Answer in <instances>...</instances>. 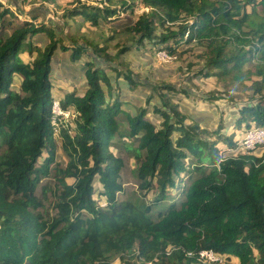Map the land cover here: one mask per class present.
Masks as SVG:
<instances>
[{"label":"trees","instance_id":"1","mask_svg":"<svg viewBox=\"0 0 264 264\" xmlns=\"http://www.w3.org/2000/svg\"><path fill=\"white\" fill-rule=\"evenodd\" d=\"M138 3L149 11L128 28L136 35V48L147 42L178 58L185 53L179 51L182 46L194 43L204 48V64L195 75L236 82L257 77L253 92L259 102L239 109L235 127L264 128V0H129L120 10ZM117 12L76 7L63 17L99 26ZM11 14L8 7L0 11V264H111L113 256L123 264H202V251L224 262L235 258L237 264H264V153L218 157V143L234 149L237 140L219 129L209 133L191 119L185 123L186 114L162 91L153 107L158 127L144 118L145 108L131 115L122 109L127 102L112 96L109 77L91 60L85 61L83 94L72 91L58 101L61 111L70 107L76 113L69 133L52 110L50 93L51 59L64 42L45 25L6 22ZM40 33L48 40L44 48L32 41ZM83 52L73 46L71 61L80 60ZM21 53L35 56L24 62ZM251 61L253 71L244 68ZM125 79L135 85L132 75ZM179 91L188 94L186 88ZM57 132L68 157L64 167L54 155ZM118 137L142 141L126 150L137 159L144 151L137 170L139 190L149 189L155 178L158 198L118 200L124 191L123 162L110 151V142ZM52 165L54 183L40 186ZM95 180L102 188V204L93 198ZM177 186L179 202L153 210L165 200L167 188ZM49 192L54 214L44 216L39 209Z\"/></svg>","mask_w":264,"mask_h":264},{"label":"rangeland","instance_id":"2","mask_svg":"<svg viewBox=\"0 0 264 264\" xmlns=\"http://www.w3.org/2000/svg\"><path fill=\"white\" fill-rule=\"evenodd\" d=\"M0 2L2 3L0 11L8 7L12 13L4 18L6 22L13 23L14 26H19L24 21H33L34 24L45 25L48 29H54L56 36L64 42L58 43L51 59L50 81L53 87L50 93L54 113H59L57 106L58 101L61 100L60 97H63L72 88L77 90L78 95H82L86 89L85 61L91 60L109 77L112 82V96L119 95L123 102H127L123 104L122 109L127 110L131 115H135L138 107L145 108L147 114L144 118L158 127L160 118L153 111V107L159 105L157 94L162 91L169 102L178 105V110L186 114L185 123L191 119L209 133L219 129L221 134L237 140L238 145L234 149L227 148L224 143H218L216 146L218 157L225 153L231 155L250 153L256 156H262L264 153V144L252 151L243 145L240 146V142L243 143L249 131L264 130V128L247 126L240 129L235 127L239 109L246 105L254 106L259 102V94L253 92L255 91L253 83L259 79L255 76H249L243 82H236L230 79L217 80L215 77L201 78L199 75H195L204 64V48L194 43L182 46L179 51H185V53L178 58L164 51L152 49L147 42H144L142 47L136 48L133 44L136 35L128 28L134 24L141 13L149 11L148 8L138 3L127 12H122L120 10L121 5L129 3V0H112V2L108 0H0ZM76 7H107L112 10L116 9L118 12L111 21L105 22V24L100 23L99 26H91L89 22L78 17L73 19L63 17L64 11ZM248 11H250L249 8ZM10 29H5V32L9 33ZM161 29L159 27L155 34H159ZM32 41L41 48L48 44L44 33L37 34L32 38ZM73 46H81L84 52L86 51V53L83 52L81 59L75 62L70 59ZM125 46H130V49L124 53H119ZM63 47L65 50L61 49ZM93 48L100 51L95 52ZM34 56L35 54L33 56H28L25 53L20 54V58L24 62L30 61ZM254 67V61H251L244 68L253 71ZM127 74L134 77L135 85L125 79ZM168 86H174L176 90L169 91ZM182 87L187 89V95L179 91ZM261 93L264 94L263 88ZM61 112L58 115L62 118L61 123L66 125L69 133H72L73 118L76 113L70 107ZM121 120L124 123L125 132L128 133L129 128L126 119L122 118ZM52 124L56 132L58 123L53 122ZM54 134L56 142L55 159L64 167L68 157L61 149L62 144L60 137L57 136L58 132ZM140 135L141 133H138L137 137ZM214 139L215 137L210 135L209 140L213 141ZM126 145L139 147L142 145V141H136V138L118 137L110 142V151L115 157L121 158L123 162L120 182L124 191L118 194V200L138 198L150 202L158 198L159 189L155 178L149 189L139 190L137 170L143 161L144 151H140L141 156L137 159L134 153L126 150ZM54 166H51V175L44 178L40 186L54 183L52 179ZM65 182L71 184L73 179H65ZM185 182V185L189 184V181ZM93 188V198L102 204L103 197H99L102 188L97 180L93 182ZM179 190V187H168L165 196H163L165 200L160 205L154 206L153 210L157 211L161 209L160 207L165 208L173 202H179ZM37 195H40V187L37 190ZM46 198L39 209L44 216L54 214L53 203L55 199L50 192ZM139 262L140 260L136 264H141ZM200 262L202 264L213 263L201 260ZM216 262L218 264L234 263V261L233 263L232 261L224 262L222 259H218ZM111 264H123V261L119 257L113 256ZM147 264L152 263L148 262Z\"/></svg>","mask_w":264,"mask_h":264},{"label":"built area","instance_id":"3","mask_svg":"<svg viewBox=\"0 0 264 264\" xmlns=\"http://www.w3.org/2000/svg\"><path fill=\"white\" fill-rule=\"evenodd\" d=\"M57 110H59V113H55V115H60L62 112L60 111L58 106H57ZM263 140H264V130L255 129L254 131H249L243 143L240 142V146L243 145V147H246L248 150L250 149V151H252L254 150V148L264 144ZM218 259L219 258L211 251H202L199 253V260L204 262H216L218 261Z\"/></svg>","mask_w":264,"mask_h":264},{"label":"crops","instance_id":"4","mask_svg":"<svg viewBox=\"0 0 264 264\" xmlns=\"http://www.w3.org/2000/svg\"><path fill=\"white\" fill-rule=\"evenodd\" d=\"M51 62H52V60H51ZM52 70V69H51ZM52 87H53V85H52ZM72 91H74L75 93H76V95H78L77 94V90L76 89H74V88H72L69 92H66L65 93V95L67 94V93H70V92H72ZM83 94V93H82ZM64 95V96H65ZM64 96L63 97H60L61 98V100L64 98ZM78 96H81V95H78ZM231 261H232V263H233V261H234V263L233 264H237V260L235 259V258H231Z\"/></svg>","mask_w":264,"mask_h":264}]
</instances>
